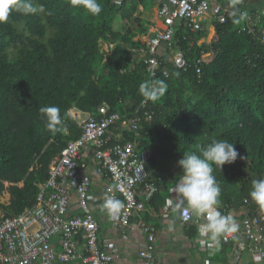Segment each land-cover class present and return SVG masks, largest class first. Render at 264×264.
<instances>
[{"label":"trees","instance_id":"1","mask_svg":"<svg viewBox=\"0 0 264 264\" xmlns=\"http://www.w3.org/2000/svg\"><path fill=\"white\" fill-rule=\"evenodd\" d=\"M98 2L102 11L93 17L71 7L70 0H34L44 6L43 12H13L0 24V199L9 197L0 203V220L33 207L51 161L80 137L68 112L95 115L102 106L120 117L151 115L149 122H141L136 139L137 149L150 153L148 181L157 188L149 199H142L144 223L152 225V214L163 212L179 178L178 160L187 152L199 154L213 138L235 144L239 153L221 172L214 170L221 189L219 211L229 215L248 209L246 200L254 214L259 209L248 196L251 182L264 178V43L260 42L264 16L260 15L254 35L242 32L244 21L233 24L230 15L224 22L214 18V36L200 46L197 42L206 38L205 30L193 33L185 25L177 26L175 48L185 53L188 67L175 69L160 59L168 77L158 75L153 83L163 81L167 89L153 103L139 94L148 78L138 52L141 45L134 39L147 33L163 1ZM247 2L242 0L241 9L259 15L256 8L248 10ZM220 3L230 9L229 0ZM260 8L264 10V0ZM102 44L108 51L101 50ZM202 53L210 58L197 75L194 63ZM51 105L60 108L67 134L45 129L38 110ZM134 139L125 132L117 142ZM115 143L116 138L111 139L110 144ZM195 222L182 224L183 236L190 242L197 236ZM232 250L231 243L223 245L208 259L225 264Z\"/></svg>","mask_w":264,"mask_h":264},{"label":"built area","instance_id":"2","mask_svg":"<svg viewBox=\"0 0 264 264\" xmlns=\"http://www.w3.org/2000/svg\"><path fill=\"white\" fill-rule=\"evenodd\" d=\"M121 2L116 0L117 4ZM230 11L222 7L220 0H163L147 33L134 39L141 45L138 52L144 57L148 81L153 83L158 75L168 77L161 58L175 69L188 67L185 53L175 48L177 26L185 25L198 33L204 30L203 23L209 15L224 22ZM247 13L241 31L254 35L260 14ZM260 34V42L264 43V28ZM204 42L205 39L199 40L197 45ZM209 58L210 54L202 53L195 60L197 75ZM68 115L81 135L51 161L47 180L39 186L33 207L0 220V264H114L118 246L100 238L97 217L107 196L125 204L118 218L107 217L112 231L127 249L136 253L139 264H161L156 259V230L140 219L145 212L142 199H149L157 190L156 184L148 181L146 165L150 153L139 151L136 140L142 131L141 122H149L151 115L120 117L109 113L105 106L95 115L76 109H71ZM125 132L133 134L135 139L117 142ZM113 138L116 143L110 144ZM92 176L101 180V192L93 193ZM244 203L248 209L242 211L240 220L236 218L238 214H229L238 231L222 236L218 242L200 235L203 219L196 221L188 213V219L179 220L182 224L196 221L197 236L191 244H198L207 259L231 243L233 250L226 264H242L245 255L251 264H264V211L256 210L252 214L250 205L246 200ZM173 213L176 212L166 204L163 215ZM184 215L180 210L179 216Z\"/></svg>","mask_w":264,"mask_h":264},{"label":"clouds","instance_id":"3","mask_svg":"<svg viewBox=\"0 0 264 264\" xmlns=\"http://www.w3.org/2000/svg\"><path fill=\"white\" fill-rule=\"evenodd\" d=\"M242 0H229L231 9L229 15L233 24H240L248 13L241 9ZM70 6L82 9L86 14L93 17L102 11L98 0H70ZM44 11L43 5L34 4V0H0V24L8 21L9 16L15 12L22 15H32ZM178 75V73L176 74ZM167 84L163 81L152 83L146 81L139 86V94L147 102H157L165 93ZM39 114L44 121L45 129L51 134H67V126L58 106H43L39 108ZM235 144L226 139L213 138L197 154L196 152L185 153L177 164L180 171L178 179L168 194L166 204L177 213L176 217L169 222V230L173 229L176 219H188V213L199 221V233L208 240L218 242L222 236L238 231V225L229 215L219 211L220 186L216 180L214 170L221 172L224 165L232 164L239 153ZM252 203L261 211H264V178L253 179L251 190L248 194ZM125 204L112 196H107L100 205L101 211L109 219H116L124 209ZM183 210L185 215L179 216Z\"/></svg>","mask_w":264,"mask_h":264},{"label":"crops","instance_id":"4","mask_svg":"<svg viewBox=\"0 0 264 264\" xmlns=\"http://www.w3.org/2000/svg\"><path fill=\"white\" fill-rule=\"evenodd\" d=\"M163 1V0H161ZM262 0H248V10L250 11L252 8H256V10L261 15L264 12L263 9L260 8ZM264 16V15H262ZM213 20L210 15L207 17V20L203 23V29L207 32V36L205 38V43H210L211 39L214 36V27ZM211 35L210 40L207 39ZM207 39V40H206ZM105 51H108L107 46L105 45ZM108 53V52H107ZM124 143V142H123ZM57 157V156H56ZM50 165V164H49ZM93 177L94 186L92 188L93 193L101 192V180L98 177ZM9 198V197H8ZM9 200V199H8ZM7 203V202H6ZM241 211H236L233 214L241 215ZM99 216L100 223V238H106L110 241H113L116 246H118V253L115 257L114 264H139V259L136 253L133 250H129L126 248V244L122 241L111 229V225L108 221L106 214L103 212L97 213ZM154 218L152 226L155 228L157 224L158 227L156 230V249L157 255L156 259L160 261L161 264H221V262H212L207 259V257L201 251V248L198 244H191L186 238L183 236L182 231V223L179 219H176L175 224L173 225V229L169 230V222L176 217L175 214L163 215L161 212L159 215L152 214ZM196 224V222H195ZM151 225V224H149ZM226 257V261L229 257ZM244 263L242 264H251L250 260L247 259L245 255L242 258ZM226 264V263H225Z\"/></svg>","mask_w":264,"mask_h":264},{"label":"rangeland","instance_id":"5","mask_svg":"<svg viewBox=\"0 0 264 264\" xmlns=\"http://www.w3.org/2000/svg\"><path fill=\"white\" fill-rule=\"evenodd\" d=\"M155 21V20H154ZM154 21H153V23H154ZM210 38H211V35H209V37H207V39L208 40H210ZM206 39V40H207ZM105 44H102L101 45V50L102 51H105ZM9 198H8V195H4L1 199H0V203H6V202H8L9 200H8Z\"/></svg>","mask_w":264,"mask_h":264}]
</instances>
